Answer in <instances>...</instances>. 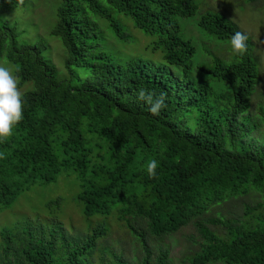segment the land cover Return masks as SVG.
<instances>
[{
    "label": "trees",
    "instance_id": "1",
    "mask_svg": "<svg viewBox=\"0 0 264 264\" xmlns=\"http://www.w3.org/2000/svg\"><path fill=\"white\" fill-rule=\"evenodd\" d=\"M28 1L0 0V59L17 64L18 87L29 84L22 121L0 141V213L36 195L50 217L8 221L0 264H172L160 241L190 224L199 245L190 264H264V103L252 112L262 70L252 38L243 56L198 63L178 18L197 14L195 0H58L49 35L36 38L23 18L7 17ZM197 25L229 43L241 31L214 11ZM135 27L157 39L147 57L119 59L107 34L127 42ZM141 89L164 94L159 116ZM63 179L70 195L48 197ZM71 201L86 232L59 217ZM115 216L135 256L109 243Z\"/></svg>",
    "mask_w": 264,
    "mask_h": 264
},
{
    "label": "rangeland",
    "instance_id": "2",
    "mask_svg": "<svg viewBox=\"0 0 264 264\" xmlns=\"http://www.w3.org/2000/svg\"><path fill=\"white\" fill-rule=\"evenodd\" d=\"M195 1L199 5L197 14L192 17L178 18L186 37H194L193 41L198 49L195 59L198 63H210L211 57L214 56V53H217L224 58L234 57L228 41H224V39L218 38L217 36L211 35L207 32H200L197 23L202 13L207 11L219 12L229 18L241 31L252 38L253 54L258 62L259 68L262 69L256 93L252 97L253 105L251 110L253 113L257 112L258 104L262 102L264 103V0H260L261 3H258L257 5L249 3L248 0ZM57 3H59L58 0H29L27 2V6L24 7L25 10L22 8V10H14L11 13H7V17L12 22L18 21L19 17L23 18L24 22H28L26 26L32 28L31 30L36 34V38H40L42 35H49L50 33L48 32V28L55 21L53 10H55ZM125 17L131 19L127 16ZM21 22L23 21L21 20ZM24 27L25 26H23V28ZM132 32L133 34H130V39L127 42H119L114 37L115 35L107 34L106 45L112 47L114 54L119 59H126L127 57L133 55L147 57V54L151 50L149 46L157 39L156 36L153 37L151 35H147L144 31L136 27ZM34 33L30 32L29 35L33 38ZM50 46L53 48V52L51 54L54 62L59 68H62V60L60 57L62 56V49L59 47V43L55 39H50ZM0 65L9 67L15 74L17 64L10 61L7 54L0 59ZM28 87L29 84L19 87L21 94L28 90ZM71 186L72 185L68 181L64 179L60 180V183L53 186V190L48 192L47 196H69ZM48 197H46V199H48ZM36 211L39 212L40 217L42 216V218L46 219L50 217L49 210L45 207V202L42 197L33 195L32 198H22L15 207L14 212L6 211L0 213V230L8 223V221L13 220L16 216L27 215L33 218ZM59 217H62L66 222V225L70 226L71 229L75 228L76 230L82 232H86L88 229L87 220L84 219L83 215L78 212L77 207L72 201L65 205L64 211ZM110 218H112L111 224L113 231L112 234L107 237L109 243L113 245L119 240L121 241V246H123V243L125 244L126 253L130 256H135L137 252L133 251V247L130 245L126 228L118 223L116 216ZM95 224L96 221L93 220L92 225ZM195 234H197V230L192 224H190L181 229L177 234L163 239L162 242L160 241L163 246L168 245L167 247L170 248L172 264H190L187 258L193 257L199 249V245L189 239L191 235ZM158 242L159 240L155 239L153 241V245Z\"/></svg>",
    "mask_w": 264,
    "mask_h": 264
},
{
    "label": "clouds",
    "instance_id": "3",
    "mask_svg": "<svg viewBox=\"0 0 264 264\" xmlns=\"http://www.w3.org/2000/svg\"><path fill=\"white\" fill-rule=\"evenodd\" d=\"M249 37L246 33L236 31L230 38V47L236 56H243L248 50ZM138 98L149 105V112L159 116L166 108L165 96H155L152 92L141 89ZM23 119V97L18 87L15 74L9 67L0 65V141L13 134V130ZM3 153H0V157ZM158 161L152 159L147 164L150 178L157 177Z\"/></svg>",
    "mask_w": 264,
    "mask_h": 264
}]
</instances>
